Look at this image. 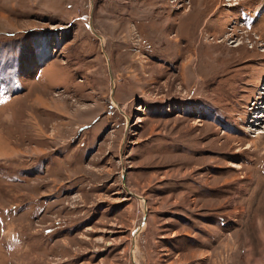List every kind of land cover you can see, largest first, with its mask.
Returning <instances> with one entry per match:
<instances>
[{
  "label": "rangeland",
  "instance_id": "rangeland-1",
  "mask_svg": "<svg viewBox=\"0 0 264 264\" xmlns=\"http://www.w3.org/2000/svg\"><path fill=\"white\" fill-rule=\"evenodd\" d=\"M0 264H264V0H0Z\"/></svg>",
  "mask_w": 264,
  "mask_h": 264
}]
</instances>
